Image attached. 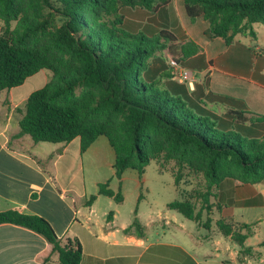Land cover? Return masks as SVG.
Instances as JSON below:
<instances>
[{"label":"trees","instance_id":"trees-1","mask_svg":"<svg viewBox=\"0 0 264 264\" xmlns=\"http://www.w3.org/2000/svg\"><path fill=\"white\" fill-rule=\"evenodd\" d=\"M172 0H0V91L19 87L42 70L53 73L51 81L29 97L20 131L15 139L33 143H69L81 140V153L105 136L116 153V178L128 169L140 176L152 162L170 172L179 187L188 166L203 173L204 192L167 208L211 229L213 208L222 205L214 189L233 179L242 184L264 181V115L247 110L234 98L209 94L194 99L176 77L165 53L179 66L201 53L190 41L178 42L167 29L154 35L131 32L125 27L124 8L158 11ZM188 16L203 17L210 24L208 35L231 45L238 36L257 37L255 26H264V0H184ZM46 8L53 12L45 14ZM55 16L61 24L55 23ZM18 26L12 28V23ZM182 64V65H181ZM83 89L81 96L76 90ZM223 104L219 115L209 103ZM174 161L177 170L166 164ZM99 195L117 203L124 201L110 182L99 185ZM142 197H140L141 199ZM97 199L91 196L86 204ZM196 201L201 203L197 210ZM137 210L125 230L145 237ZM113 212L109 213L111 219ZM14 224L43 236L58 255L60 264H81L83 249L78 239L60 240L44 218L9 210L0 213L1 224ZM216 227L251 255L246 241L253 225L233 224L221 218ZM264 246V242L261 244Z\"/></svg>","mask_w":264,"mask_h":264},{"label":"crops","instance_id":"crops-1","mask_svg":"<svg viewBox=\"0 0 264 264\" xmlns=\"http://www.w3.org/2000/svg\"><path fill=\"white\" fill-rule=\"evenodd\" d=\"M122 14L125 27L131 32L154 35L167 29L179 43L192 41L201 48L200 54L181 64L193 73L194 87L181 83L177 77L170 83L184 87L197 101L209 94L226 96L242 101L248 111L264 115V26H255L256 38L238 36L228 45L224 39L207 34L210 24L203 17L192 22L184 0H172L158 11L127 7ZM165 57L171 58L168 53ZM52 77L48 70H42L21 86L0 91V213L18 210L36 215L46 219L63 242L78 239L83 249L81 264H220L216 260L221 264H264V236L259 233L264 219L250 220L246 213L264 208V181L252 185L224 180L219 190L222 211L217 218L212 216L214 225L221 218L235 225H253L254 234L246 241V246L252 248L251 255H241L236 243L214 232V225L209 241L214 249L200 244L208 236L198 235L196 239L190 235L199 249L190 251L165 243L161 235L157 237L159 241L152 240L146 230L144 238L125 232L135 216H127L122 207L129 188L135 194V189L145 183L146 169L142 177L138 170L128 169L117 179L116 153L105 136L99 137L85 153H81L80 138L57 144H36L28 137L15 139L29 97ZM209 108L219 115L226 112L223 104L212 102ZM164 172L168 171L159 168L160 174ZM107 182L115 192L121 190L122 203L99 195V185ZM93 195L97 196L96 201L87 206ZM110 212L113 216L108 219ZM137 215L146 227L141 213L140 217ZM148 218L152 223L164 222L163 229L170 225L168 218L154 214ZM223 252L231 260L224 258ZM0 264L60 263L43 236L7 223L0 225Z\"/></svg>","mask_w":264,"mask_h":264},{"label":"rangeland","instance_id":"rangeland-1","mask_svg":"<svg viewBox=\"0 0 264 264\" xmlns=\"http://www.w3.org/2000/svg\"><path fill=\"white\" fill-rule=\"evenodd\" d=\"M51 9L46 8L44 13L48 14ZM55 23L61 24V19L55 16ZM17 22L12 23V28L17 27ZM260 27V26H257ZM264 27H262V30ZM49 74H53L48 70ZM84 93L83 89L76 90V95L81 96ZM159 163L156 161H152L145 169H146V181L142 184V187L134 189L132 187L128 190L127 200L122 207L126 212L127 216H135V211L140 213L143 217L144 224L147 226L145 228L149 237L152 240L157 239L158 235L164 237L163 241L165 243H172L175 245H181L184 248L192 251L199 250L196 248V240H193L190 235H193L196 239L198 235L208 236V238H202L200 240V244H204L203 246L206 248H212L213 245H210V238L213 237V233L211 229L208 231L204 228V223L207 219V214L204 213L203 220L201 224L195 223L184 217L177 211L170 210L167 208V204L172 201H184L187 198H190L191 194L195 192H204L207 188V180L205 179L203 173L196 172L190 167H184L182 170V180L180 182L179 187L175 185V179L170 172H164L162 174L159 173ZM166 169L169 171L177 170L176 163L171 161L166 164ZM142 177V176H141ZM215 194H217V198H211L212 202L219 203V190L214 189ZM140 197H142L140 199ZM106 200V199H102ZM197 210L201 208V203L196 201ZM216 208H213V217L217 218L219 216V212ZM249 215L247 219L250 220H258L264 219V208L251 209L246 211ZM150 214H154L155 217L161 216L164 218H168L170 221V225L166 226L163 229L164 222L162 223H152L149 220L148 216ZM221 214V213H220ZM214 220V219H213ZM159 221V219H156ZM214 224H211V228ZM214 232H219L216 227V223L214 225ZM260 235L264 236V224L259 229ZM193 237V238H194ZM159 241V238L157 239ZM233 246V245H232ZM214 249V248H212ZM199 253V252H198ZM224 258L231 260V256L225 254L223 252L222 255ZM204 263V261L202 260ZM216 263H222L219 260L215 261ZM233 264V262H231Z\"/></svg>","mask_w":264,"mask_h":264},{"label":"built area","instance_id":"built-area-1","mask_svg":"<svg viewBox=\"0 0 264 264\" xmlns=\"http://www.w3.org/2000/svg\"><path fill=\"white\" fill-rule=\"evenodd\" d=\"M170 66L175 71V75L181 83H186L189 87H194L195 79L193 73L181 66L177 65L171 58L169 59Z\"/></svg>","mask_w":264,"mask_h":264}]
</instances>
